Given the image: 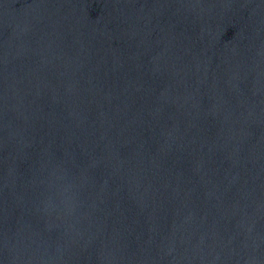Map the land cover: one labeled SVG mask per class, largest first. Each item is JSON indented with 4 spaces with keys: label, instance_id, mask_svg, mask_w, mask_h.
Instances as JSON below:
<instances>
[{
    "label": "water",
    "instance_id": "obj_1",
    "mask_svg": "<svg viewBox=\"0 0 264 264\" xmlns=\"http://www.w3.org/2000/svg\"><path fill=\"white\" fill-rule=\"evenodd\" d=\"M0 264H264V0H0Z\"/></svg>",
    "mask_w": 264,
    "mask_h": 264
}]
</instances>
